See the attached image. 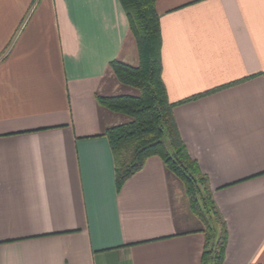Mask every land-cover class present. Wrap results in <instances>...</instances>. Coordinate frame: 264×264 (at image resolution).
Segmentation results:
<instances>
[{"label": "crops", "instance_id": "obj_1", "mask_svg": "<svg viewBox=\"0 0 264 264\" xmlns=\"http://www.w3.org/2000/svg\"><path fill=\"white\" fill-rule=\"evenodd\" d=\"M161 79L226 223L223 264H264V0H155ZM119 0H0V264H202V224L158 156L116 187L97 96L135 93ZM184 198V196H183ZM186 202V201H185Z\"/></svg>", "mask_w": 264, "mask_h": 264}, {"label": "trees", "instance_id": "obj_2", "mask_svg": "<svg viewBox=\"0 0 264 264\" xmlns=\"http://www.w3.org/2000/svg\"><path fill=\"white\" fill-rule=\"evenodd\" d=\"M119 2L135 39L138 63L131 65L114 59L109 62V69L120 83L132 87L135 93L97 96L100 105L125 116L123 122L104 131L114 157L116 187L120 189L148 157L158 156L166 169L181 181L186 203L202 224L205 234L202 264H223L226 223L214 203L207 176L190 157L180 136L173 107L228 84L170 102L161 79V37L155 0Z\"/></svg>", "mask_w": 264, "mask_h": 264}, {"label": "rangeland", "instance_id": "obj_3", "mask_svg": "<svg viewBox=\"0 0 264 264\" xmlns=\"http://www.w3.org/2000/svg\"><path fill=\"white\" fill-rule=\"evenodd\" d=\"M185 198H183V196L176 193H174V203L177 206V209H179L181 206H183L184 208H186V202H185Z\"/></svg>", "mask_w": 264, "mask_h": 264}]
</instances>
